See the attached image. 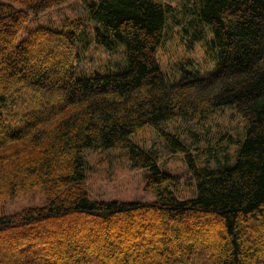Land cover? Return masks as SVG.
Segmentation results:
<instances>
[{
  "label": "trees",
  "instance_id": "16d2710c",
  "mask_svg": "<svg viewBox=\"0 0 264 264\" xmlns=\"http://www.w3.org/2000/svg\"><path fill=\"white\" fill-rule=\"evenodd\" d=\"M6 1L0 109L28 91L37 110L18 129L0 111V203L40 188L45 204L0 214V264H264V0H184L183 18L165 0H83L87 20L38 26L20 41L29 16L71 0ZM174 27L202 44L211 72L161 71L156 53ZM91 42L121 47L124 66L83 75ZM227 107L244 122L241 133L215 146L201 131L190 145L160 131L189 171L192 196L179 198L180 180L131 136ZM85 150H125L131 169L148 171L145 190L156 200H91Z\"/></svg>",
  "mask_w": 264,
  "mask_h": 264
},
{
  "label": "rangeland",
  "instance_id": "374dc122",
  "mask_svg": "<svg viewBox=\"0 0 264 264\" xmlns=\"http://www.w3.org/2000/svg\"><path fill=\"white\" fill-rule=\"evenodd\" d=\"M0 2L6 3L7 1L0 0ZM165 3L175 7L179 13V18H183L184 0H165ZM66 19H88L83 0H71L43 12L37 17L29 16V22L18 34L17 41L22 40L30 29L43 25L56 28ZM85 22L88 24L87 21ZM93 35V30L90 29L89 38L92 41ZM182 35L183 32L178 27L165 30V37L156 53L161 71L167 77L176 73V76H178V67L180 66H185L199 75L211 72L214 67L213 65L209 66L202 44L186 41L181 37ZM93 42L82 53L79 69L83 75L118 72L124 66V54L121 47H118L115 51H108ZM121 63L122 66L118 67L117 65ZM35 110L37 108L31 101L28 91H22L7 100L0 109L6 125L11 129H18L20 126L19 118L23 114ZM199 118L197 116L189 123H182L173 119L160 124L158 127L145 126L131 136L133 143L145 150L156 153L158 165L163 172L176 176L180 180L176 194L183 199L191 197L193 193L192 187L187 185L189 179L187 164L183 155L171 153L166 149L160 131L172 132L180 136L181 140L189 145L191 144L190 141L197 138L201 139L199 134V131H201L203 132L202 135H205V133L209 135L210 144L215 146L217 144L216 139L218 140L221 135L234 137L237 133H241L242 123H244L231 107L210 113L205 118ZM198 120H201V122L199 123ZM191 134L198 137H193ZM213 138L215 140L212 141ZM199 146H204V149L212 148V146L206 147L203 143ZM228 150H233V147L230 146ZM190 153L194 156L197 155V152L193 149H190ZM83 154L87 162L85 184L91 200L116 202H153L156 200L153 194L145 190L148 171L131 169L125 150H85ZM212 164L209 167H214ZM44 204V193L42 189L36 188L19 193L13 198L1 202L0 214L10 215L27 208L41 207ZM256 236L257 234L254 235V238Z\"/></svg>",
  "mask_w": 264,
  "mask_h": 264
}]
</instances>
